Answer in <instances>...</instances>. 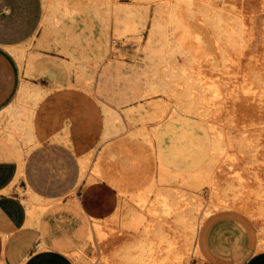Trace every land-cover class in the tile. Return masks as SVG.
I'll return each mask as SVG.
<instances>
[{
  "label": "rangeland",
  "instance_id": "obj_1",
  "mask_svg": "<svg viewBox=\"0 0 264 264\" xmlns=\"http://www.w3.org/2000/svg\"><path fill=\"white\" fill-rule=\"evenodd\" d=\"M121 1L122 8L112 21L115 37H109L110 24L97 11L85 7L82 11H70L71 14L61 12L53 38L44 45L40 44L44 34L40 25L35 37L25 43L21 67L18 68L12 55L3 50L11 59L16 74L14 89L4 104L14 98L19 79L20 84L26 80L48 88L36 102L29 103L33 110L34 137L38 143L24 154V175L16 181L10 193L17 198H29L25 190L30 187L40 197H48L49 207L40 216L42 220H47V234L49 237L55 235V248L61 251L75 249L85 239L84 228L88 221L80 218L74 210V195L79 186L91 182L88 177L72 189L78 177L76 157L80 168L79 155L92 151L95 154L93 159H100L118 177L127 189V201L131 203L132 193L145 188L152 174L156 180L161 177H158L156 164L158 150L170 169V185L175 182L181 184V174L197 173L194 170L201 166L205 169L203 164L210 162V159L213 165H219L212 158L214 155L209 156L210 153L216 154L209 150L212 140L209 131L213 135L212 128H216L231 138L234 146L246 154L245 161L249 170L246 168L245 173L250 171L251 175L246 174L254 176L253 180H256L259 194L255 203L262 215L260 221L263 222L260 226V221L257 223L251 219L256 226H250L235 211L220 209L204 224L206 241L201 246L204 258L196 260L198 257L191 249L189 264H240L253 252L257 232L261 246L258 250H264V115L260 114L264 108V99H257L256 102L259 100L261 105L253 103L251 98L240 97V73L236 76L225 75L221 64L227 62L229 54L241 56L243 65L248 63L242 69L252 79L253 65L251 68L249 64L254 62V59L251 60L253 53L237 55L239 49L237 46L234 48L236 43L227 47L229 42L226 45L225 40L231 38L227 39L229 36L222 33L224 28L220 29L223 25L219 16L221 0L204 2L210 9L213 1L215 10L211 15L206 12L204 3L202 5L205 15L212 17L207 15L211 22L209 28L212 29L210 39L216 46L204 47L203 53L199 54L201 57H196L198 61L189 55L184 44L173 41L172 27L158 24L153 18V11L161 5L160 0ZM259 1L264 6V0ZM229 3L231 8L241 12L249 26L257 1L229 0ZM42 4L44 15L43 0H0V41L19 43L28 36L37 24ZM223 38L226 47H223ZM109 47L112 50L110 54ZM225 48H228V52ZM252 48L249 52H252ZM222 51L226 52V56ZM76 67L81 72L91 73L94 81L89 86L76 81ZM153 76H167L164 79L167 78L174 87L182 84L180 92L183 98L169 97L172 90H165L162 83L160 87L154 85ZM202 78L204 80L199 81ZM210 81H214L218 88L231 92L228 100L219 98L214 100L215 106L208 105L213 95L208 84ZM110 112L118 117L123 129L110 136L111 140L102 146L105 115L108 117L110 114L111 117ZM258 112L260 115L257 117ZM126 121L131 128L129 131L144 130L155 136L152 148L146 144L143 133H139V138V135L132 136V132L124 128L123 123ZM17 144L14 138L0 130V161L7 163L1 171L3 174L14 170ZM209 162L205 163L206 168ZM215 170L218 169L214 166L212 174H205V178L207 175L211 178ZM226 171H221L222 176ZM204 183L199 184L198 192L206 201L209 198V187ZM113 186L118 194L117 208H120L122 199L119 188ZM116 212L117 209L112 215V221L118 217ZM18 233L20 231L9 233L7 249L12 245L10 239ZM35 233L33 230L28 235L27 245L22 241L16 242L18 253L14 259L6 257V264H16L18 256L26 254L33 247L37 241ZM85 246V255L91 256L93 249L88 244Z\"/></svg>",
  "mask_w": 264,
  "mask_h": 264
},
{
  "label": "bare ground",
  "instance_id": "obj_2",
  "mask_svg": "<svg viewBox=\"0 0 264 264\" xmlns=\"http://www.w3.org/2000/svg\"><path fill=\"white\" fill-rule=\"evenodd\" d=\"M160 1L161 5L157 7L158 9L153 11V18L158 24L172 27L173 41L184 44L192 58H196L197 56L200 58L201 56L199 54L204 47L210 45L214 47L216 43L214 44L212 39H210V32L212 29L210 30L209 28L211 26L210 15L212 11L215 10L213 5L214 0L211 1L210 9H208V6L204 3H207L209 0ZM256 1V11L253 13L252 20H249V26L245 18L242 17L241 12L237 10V8H231L229 6V0H221L222 5L221 8H219V16L222 22L221 24L224 25V27L222 25V28H220H224L222 33L229 36L227 39L231 38L228 41L223 38V47H226V42H232V44L228 43V45L226 43L227 47L236 43V45L234 44L235 46H233L234 48L237 46V50L239 49V54L237 53V55L253 53L251 60L254 59V62L249 64L250 67L253 65L252 72L254 78L252 79L248 77L250 76L249 73L247 74L246 70L244 71L242 69L248 63L243 65V61L241 60L243 58L241 56L234 57L231 56V54H229L230 56L227 55V62L221 64L223 74L236 76L240 73L241 75L239 74V77L241 76V83L238 89L239 96L242 98H251L254 101L253 103L259 104V100L264 99V6L261 5L262 1ZM120 3H122L121 0H44L45 12L41 23L44 34L42 39H40V44H47L49 40L53 38L56 32L55 26L58 24L57 22L61 12L65 14L70 11H82L85 7L97 11L99 16L106 23L110 24L109 37L111 38L114 36L112 21L122 8ZM203 3L205 7H207V9H205L206 12H210V15L207 14L210 17L204 13V7H202ZM156 27L158 28V26ZM151 28H155V26H151ZM232 36H236V38ZM34 37L35 36L28 42ZM248 41H252L253 43H249ZM249 44H251V47ZM252 44H254V47ZM24 47L25 44L11 48V52L19 61L20 66H22L23 62ZM223 47L221 50L224 49ZM250 48L253 49H251L252 52H249ZM227 49L228 48H225V50ZM206 50H208V48ZM109 51V54L112 53L111 47H109ZM226 52H228V50ZM226 52H223L225 56ZM245 56L248 55H244V57ZM197 59L198 58H196V60ZM197 61L194 62L197 63ZM245 69L249 72L247 66ZM183 73L185 74L186 71L183 70ZM74 74L76 81L82 83L84 86H89L90 82L94 81L91 73L81 72L78 70V67L75 68ZM229 76L227 77L229 78ZM165 77L167 76H164V78ZM239 77L237 76V78ZM157 78V76L156 78L154 77V82H152L157 87H160L161 83L164 84L162 87L165 88V90L171 89L172 94H170L169 97L175 99L183 98V94L180 92L183 88L182 84H176L174 87L171 86V82L166 80L167 78ZM190 80H192V78H190ZM203 80V78L199 79V81ZM152 82L151 84L153 85ZM208 84L213 93L211 100L208 101L209 106H215L214 100L219 98L228 100L229 95H231L230 91L218 88L214 81H210ZM47 89L48 88L43 85L22 80L15 101L4 112L0 113V129L9 133L19 143L23 152L29 150V138L31 137L33 110L29 106V103L36 102L39 97L45 94ZM257 99H259L258 102H256ZM262 107L264 106L262 105ZM263 109L264 108H262L263 112L260 111L261 116L264 115ZM260 114L258 112L257 117ZM105 117L106 126L101 138L102 146L111 140L110 136L123 129V125L120 123L117 116L111 113V117L110 114L108 117L105 115ZM127 121L122 123L125 124L124 128H127V131H129L131 128L128 127ZM128 122L131 124L130 121ZM134 130L129 131L132 132V136L135 134V136L139 135L140 138L139 133H143L142 136L146 140V144L150 145L149 148H152V139L155 136L144 130L138 132V129L136 130L138 132H136V134ZM212 130L213 135L211 134V130L209 131L212 138L209 150L214 151L213 153L216 152V154L210 153L209 156L214 155L212 158H215L219 165H213L214 162L212 163L210 156L208 157L210 162H205L206 164L209 162L208 167L206 168V164H203L206 170L201 166L198 170H194L197 171L198 174L194 171L193 172L196 174L192 172L186 175L181 174L182 183L178 185L175 182L170 185V169L163 165L156 155L158 159L156 163L158 165V177H161L158 178L159 180H156L155 175L152 174L145 188L136 190L132 193L130 197L131 203L127 201V189L121 184L118 177L110 169L106 168L100 159H93V155L95 154H93L92 151L81 157L80 180L90 177L91 180L107 181L119 188V195L122 201L120 208H117L116 213L118 217L116 220H111L112 215L106 219L91 220L87 240L80 249L69 253L68 257L72 259L75 264H189L191 249L194 255L199 257L197 236L200 224L212 213L220 209H233L251 217L250 219L258 223L262 218L255 203L257 194L259 193H257L256 190V180H253L255 179L253 178L254 176L252 175L253 177H251L247 175L250 171L246 172L247 174L245 173V169L248 168L247 161H245L247 156L242 149H238L234 146V142L231 138L220 132V129V131L216 130V128H212ZM143 137H141V140ZM217 153L219 157H217ZM214 166L218 170H215L216 172L211 178L209 175L205 178V174H212L211 172L212 169L214 170ZM201 169L203 173H201ZM224 169L227 171L225 172L226 174L223 173L224 176H222L221 171ZM201 182H205L204 184L209 187V198L206 199V201H203L204 198L200 196L198 192V190H200L198 187ZM28 194L29 198H22L21 201L26 207L27 222L32 223L47 207L48 203L38 198V196L36 197V195L30 191H28ZM262 222L259 224L260 226ZM87 244L93 249V254H91V256L85 255L84 246ZM169 250L172 254L168 252ZM168 253L173 256H169Z\"/></svg>",
  "mask_w": 264,
  "mask_h": 264
},
{
  "label": "crops",
  "instance_id": "obj_3",
  "mask_svg": "<svg viewBox=\"0 0 264 264\" xmlns=\"http://www.w3.org/2000/svg\"><path fill=\"white\" fill-rule=\"evenodd\" d=\"M43 16L44 15L42 4V11L39 15L37 24L28 36H26L19 43H7L0 41V113L4 112L15 101L21 87L19 79L16 85L14 98L4 104L11 95L16 82L14 66L12 64L11 59L4 51L12 55L17 66L19 65L18 68L21 67L19 61L11 52V48L21 46L27 43L33 36H35V33L37 32L42 23ZM0 130L6 133L7 135L9 134L8 132L2 129ZM10 137L12 136L10 135ZM29 140V149L33 145H36L38 143L34 137L32 122L31 137L29 138ZM16 143L18 142L16 141ZM17 145V161L13 159V162L15 164L14 170L3 174L1 171L2 169H4L7 163L0 161V264H6V257H8L9 259H14L16 257V254L19 250V247L16 245V242L22 241L25 245H27L28 235H31L33 230L36 231L35 235L37 237V241L33 244V247L29 249L26 254L18 256L16 264H75V262L68 257V254L77 251L85 243L89 235L92 219L101 220L113 215L119 203L117 200V190L111 183L104 180H90L91 182L82 184L78 187V189L76 190V195H74V210L80 218H86L88 221V224L84 228L85 239L78 248L61 251L55 248V235L49 237V235L47 234V220H42L40 217L41 214H43L45 210L49 207V198L40 197L30 187L26 188V192L30 191L34 195H36V197L38 196V198L48 203L47 207L39 214L38 218L32 223H28L26 207L25 204L21 201L23 197L17 198L16 196L10 193L16 181L19 178H22L24 175V154L28 152H23L19 143ZM90 152L91 151H86L82 155H79V161L81 157L87 155ZM156 155L159 161L168 168L166 162L164 161V157L159 150L157 151ZM76 166L78 177L72 188L73 190L81 181V165L79 168V162L77 157ZM225 210L235 211L237 214L246 219L249 222L250 226H256L255 223L245 214L233 209ZM211 215H209L202 221L198 230L197 247L199 251V257L196 260L199 261L204 258L203 250L201 247L203 242L206 241V230L204 224ZM16 231H20V233L10 239L12 245L10 248L7 249L6 242L8 239V235L9 233H13ZM258 246L259 233L257 232L253 252L246 256L240 264H264V250H258Z\"/></svg>",
  "mask_w": 264,
  "mask_h": 264
}]
</instances>
